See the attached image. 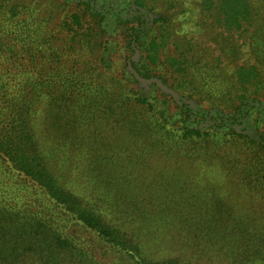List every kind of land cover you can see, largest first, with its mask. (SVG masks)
<instances>
[{
  "label": "rangeland",
  "instance_id": "obj_1",
  "mask_svg": "<svg viewBox=\"0 0 264 264\" xmlns=\"http://www.w3.org/2000/svg\"><path fill=\"white\" fill-rule=\"evenodd\" d=\"M55 1L0 0V21L10 23V19L13 24L12 15L17 11L13 7L22 5V14L15 19L26 18L30 32L25 34L43 44L37 55V74L47 79L58 73L56 80L59 79L63 92L71 94L77 88L81 94L85 89L83 99L87 93L108 87L114 91L111 108L123 111L118 116H113L115 112L112 116H97L101 112L99 107L83 106L74 98L66 105L61 102L58 109L42 111L48 114L43 123H56V131H50L44 123L42 136L51 149L50 163L57 180L87 199L92 212H103L108 220L121 225L116 226L129 237L131 233L140 242L144 261H149L145 263L172 264L178 260L179 264H264L262 252L246 251L248 236L255 230L254 222H262L253 217L254 213L249 215L247 197L240 200L218 171L221 151L212 150L215 138L183 141L181 132L174 127L192 113L203 117L199 127L202 131L226 126L212 116L215 111L223 116L232 115L231 100L236 103V96L243 92L233 86L238 68L254 65L264 77V56L255 53L256 47H264V21L258 20L242 45L233 22L227 27L230 30L219 24L222 3L218 0H147L150 10L119 0H91V6L100 15L97 17L85 11L87 0ZM115 11L126 20L110 13ZM38 12L39 18L35 17L38 19L34 22L30 18ZM73 14L81 17L82 29H69ZM86 29L99 35L88 39ZM132 29L136 30L139 46L135 44L131 50ZM74 34L79 35L76 42ZM150 42L159 48L156 68L151 72L145 71L146 66L138 67L137 72L130 70L132 63L145 55L143 46ZM110 58L116 64L108 72L105 67ZM32 72L36 74L35 70ZM32 72L28 78L34 85L37 76ZM253 90L254 86L248 88L247 97L264 104V79L262 90ZM138 97L146 99L152 108L138 104ZM189 107L192 113L187 112ZM51 113L57 114V119L51 118ZM259 114L252 112L248 117V113H243L241 121L253 117L247 122L253 125ZM237 115L232 130L256 138V142L260 141L259 133L264 137L262 122L258 128L256 124L255 128L250 127L252 134L248 136ZM164 118L166 126H162ZM188 119L195 120L191 116ZM223 141L222 152H235L244 161L255 154V142L234 137L222 138ZM2 187L1 201L5 195L11 206L22 204L20 197H15L7 186ZM246 213L248 217L244 216ZM25 214L32 235L41 237L44 232L38 233L37 222ZM60 217L63 219L56 225ZM43 220L51 229L65 230L97 259L83 256L80 247L75 254L67 253L47 234L45 244L49 252L45 256L28 253L21 255L16 264H137L114 248H104L86 231L70 229L59 214L54 224L48 218ZM233 221L242 224L243 240L230 225ZM1 236L4 235L0 231ZM50 241L53 245L47 243ZM6 244L16 247V243ZM54 245L61 251L54 249ZM51 253L57 255L49 260L46 257ZM12 262L0 258V264Z\"/></svg>",
  "mask_w": 264,
  "mask_h": 264
},
{
  "label": "trees",
  "instance_id": "obj_2",
  "mask_svg": "<svg viewBox=\"0 0 264 264\" xmlns=\"http://www.w3.org/2000/svg\"><path fill=\"white\" fill-rule=\"evenodd\" d=\"M63 1L67 2V0ZM119 1L122 4L132 3L145 10H150L147 8V5H149L147 0ZM218 1L222 3V15L220 16L219 24L228 29L227 27L230 28V24L233 22L237 29L238 39H241L242 45H245L252 29L257 27L258 20L264 21V0ZM50 2L56 1L50 0ZM68 2L71 1L68 0ZM260 3H262L261 6ZM109 4L111 3L109 2ZM21 8L22 5L13 7L14 10H17L12 15L14 17L13 24H11L10 19V23H5L4 20L0 21V33L2 32L0 34V188L1 186H3L2 188H6L7 186V189L15 197L21 198L22 203L21 205L18 203V205L13 204L15 206L13 207L7 201L8 198L5 195L3 197L5 202L0 200V231L4 235L0 237V240H3L0 241V258L4 260L9 259L13 261L12 264H16L17 261H21L19 259L21 255L27 256L28 253L40 257L45 256L49 252L45 244L48 234L49 239L54 240V244H57L59 248L63 247V251L75 254L76 251H79L77 248L80 247V252H83V256H87L93 260L97 259L91 251L90 253L88 252L89 248L78 245L75 238L67 234L65 230L58 231L57 228L51 229L52 226H48L43 220L48 218L49 222L54 224L56 221L55 217L59 214L67 221V226H71L70 229L79 228L86 231L91 236H94L95 240L101 242L104 248H114L124 258L137 262V264L149 262L144 261V253L140 242L137 243L131 233L129 237L126 231L117 227H121V225L108 220L103 212L99 210L92 212V205L87 199L57 180L58 176L52 167V163H50L51 159L48 150L51 149L49 144H45L42 136L43 124L47 123V121L43 123L42 119L48 115L42 111L45 109L47 112H50L51 108L58 109L61 102L66 105L67 101L72 98L79 103L81 102L83 106L92 105L99 107L101 112L97 113V116L101 114L112 116L114 112L113 116H118L123 113L117 107L115 109L111 108L114 91H111L108 87L97 89L94 93L93 91L87 93L89 95L83 99L86 94L84 92L85 89H83V93L81 94H78L77 88H74L71 94L63 92L64 89L60 88L61 83L59 79L58 81L56 80L58 73H54L53 78L48 76L47 79H42V76L37 74L36 66L38 65L37 55L41 52L43 44L38 39L35 40L33 37L31 39L30 35L25 34V32H30V25L26 18L15 19L22 14ZM37 8H41V6L38 5ZM84 9L91 16H100L91 6V0H87L84 3ZM110 13L118 14L116 11ZM39 14L40 12L36 13L30 19L36 22ZM35 17L38 18L35 20ZM72 17L69 29H82L81 17L78 14H73ZM119 17L121 16L119 15ZM119 17L117 16V19ZM0 18H2L1 15ZM123 20L125 21L126 19ZM66 27H68V24H66ZM135 32V29L130 31L129 45L131 50L132 46L137 44L138 41V35ZM85 35L89 37L88 39H91V37L98 36L99 33L92 35L91 30L86 29ZM78 37V34H74L73 42H76ZM152 43L150 42L147 45L141 44L144 45L143 53L145 55L143 57L140 56L137 62L132 63L130 70L134 69L137 72L138 67L142 68L146 66L147 69L145 71L151 72L150 70L156 68L159 48L156 43H153L154 45L151 47ZM32 51L35 53L32 54ZM255 53L264 56V47H256ZM108 62L105 68L108 72H111L115 68L114 64L116 63L111 58ZM49 69L53 70L51 66ZM33 70L36 71V74L32 72ZM31 72L37 76L34 85L31 84L32 82L28 78ZM132 74L133 72L130 73V75ZM260 74V71L254 65L252 67L241 65L235 72L233 86L242 89L241 91L243 92L236 96V103H234V100H231L232 115L223 116L215 111L212 116L225 122L226 126L219 124L221 128L212 129L210 132L200 130L199 127L203 121V117L193 115L192 108L189 107L190 110L188 109L187 112L189 113L190 111L192 115L189 116L195 120H189L188 116L187 119L183 118L180 120L177 126L174 127H176L177 131L181 132V140L183 141H186V139L187 141L194 139L207 141L215 138L212 150L214 152L221 151V167L218 171L223 173L224 179L230 183L233 193L239 196L240 200L243 197H247L246 204L249 205L251 210L249 215L254 213L253 217L256 216L262 222H254L253 229L255 230L252 236H248L247 233L249 239L246 243L249 248L246 251L254 252L255 254L262 252L264 255V137L259 133L260 141L256 142V138H248L231 129V125L235 124L234 116L237 114V119L240 120L239 124L243 125V128H246L248 136L252 134L249 128H255L254 124H256L257 128L261 122L264 125V104H261L255 98L249 99L246 92L251 86H254V93L262 90L264 77ZM132 76L134 77V75ZM80 92L82 91L80 90ZM188 97L192 99L191 94ZM125 102L129 105L127 99H125ZM136 102L143 107L152 108L150 103L144 98L138 97ZM46 103L47 105L43 107ZM255 111L260 114L255 117L253 125L247 123L253 117L247 122L241 121L243 113H248L249 117L252 112L253 114L256 113ZM49 116L53 119H57L58 117L55 113H51ZM166 124L167 119L164 118L162 126H166ZM142 125H145V123ZM55 126V122L48 124L50 131H56ZM143 129L145 131L147 129L146 126ZM232 137L255 142V154L249 161L242 160L235 152L229 151L230 154L226 150L222 152L224 141L221 143V139L231 140ZM217 199L219 198L217 197ZM25 213L30 214L37 222L38 233L44 232L41 237H36V234L32 235V227L24 220L27 217ZM244 216L248 217V214L246 213ZM62 219L60 217L56 221V225ZM183 222L186 223V218H183ZM230 225L236 229L240 239L243 240L244 228L242 224L233 221ZM49 231L51 232L49 233ZM6 243H16V247H11ZM47 243L53 245L52 241ZM58 247L54 245V249L57 248L59 250ZM55 255L57 253H51L46 258L52 260ZM262 260L264 263V257H262ZM170 263L179 264L178 260H173Z\"/></svg>",
  "mask_w": 264,
  "mask_h": 264
}]
</instances>
